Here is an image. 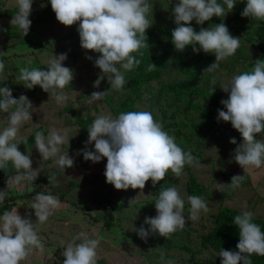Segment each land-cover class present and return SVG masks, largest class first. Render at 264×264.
<instances>
[{
  "label": "rangeland",
  "instance_id": "rangeland-1",
  "mask_svg": "<svg viewBox=\"0 0 264 264\" xmlns=\"http://www.w3.org/2000/svg\"><path fill=\"white\" fill-rule=\"evenodd\" d=\"M36 1L39 3L32 5L29 16L32 23L26 36H23L17 25L10 23L16 13L11 18L0 16V60L5 64L4 71L0 73V87H9L16 99L21 94L26 95L33 104L32 120L22 124L16 142L20 143L18 149L23 154L30 155L32 168L38 173L36 180L54 174L60 168L56 164L57 157L42 160L35 143H23L31 133L42 131L47 138L52 130L67 129L70 145L61 146L62 152L68 150L74 163L79 161V154L83 155V151L78 152L76 147H71L77 144L80 127L75 123L74 115L67 111L69 107L84 118L91 117L93 123L102 114L118 117L121 106L125 102H132L135 111L151 112L163 129L175 137V142L184 151L191 150L200 163L199 166L185 165L184 174L179 178L169 169L164 180L153 186L150 179L143 190L131 187L117 190L114 185L107 183L104 175L106 157L99 162L90 161L84 166L54 175L51 182L36 181L39 183L38 190L57 197L61 207L47 222L36 224L43 251L34 249L20 264H63L62 260L54 261L56 254L60 253L65 258L64 246L82 231L89 238L100 240L96 249L97 264H166L169 259L175 260L176 264H195L190 259V253L184 250L185 246L196 250L194 259L199 264H221L222 257L209 246L201 248L199 239L212 229L211 223L218 211L221 208L251 211L253 217L264 220V165L243 169L236 163L234 151L243 143L242 134L232 127L230 121L217 119L218 109L226 111L221 100L229 96V93L223 91V85L234 75L254 70L257 59L264 60V32L257 29L259 23L250 24L242 16L236 20L229 19L231 12L225 17L213 16L212 19L225 23L230 33L240 38V47L234 55L221 61L214 73L203 72L215 62V54L210 53L209 63L197 68L194 73L196 80L192 81L187 73L189 69L185 68L187 63L179 60L180 55L190 49V45L181 52L175 49L171 40L172 30L177 26L172 8L179 0H148L153 8V13L148 14L153 24L146 30L149 48L140 50L143 56L134 53L140 57L141 64L125 72L127 83L122 90H115L110 88L106 76L99 87L94 86L102 74L94 64L100 54L81 47L78 32L80 22L65 26L56 16L41 18L44 1ZM237 2L245 7L247 0ZM14 7H18L17 0H0V11ZM219 23L205 21L199 25L193 20L191 26L198 32L201 27H215ZM61 53H67V59L62 63L73 70L74 76L62 90L69 97L63 106L58 105L39 85L28 89L18 79L21 68L46 70L49 59ZM87 56L93 59L89 60ZM152 62L157 68L149 72L146 69ZM213 76L215 84L211 83ZM106 90L108 94L103 99L92 101V92ZM215 101H218V105H215ZM7 115L0 113V132L8 126ZM199 128L200 134H197ZM233 137L236 144L230 143ZM256 138L264 140V132L256 134ZM85 142L81 150L95 151L94 141L87 145ZM189 172L195 175L205 189L201 197L210 208L207 213L201 211L196 221L188 219L190 204L187 201L186 180ZM17 174L11 162L6 169H0V190H6L7 179ZM234 175L244 176L240 187L235 190L228 185ZM173 186L178 188L185 200L186 225L183 230L164 237L158 231L152 232L150 225L144 221L145 217L157 214L155 199L158 192ZM216 188H222L223 191ZM7 190L10 202L7 211L17 209L22 217L31 214V220L36 223L38 218L35 210L30 207L37 188L33 189L22 182L11 185ZM12 196L16 198L10 199ZM103 201L108 202L105 210L96 206ZM141 226L149 231L146 242L138 235ZM163 244H171V247L166 248Z\"/></svg>",
  "mask_w": 264,
  "mask_h": 264
},
{
  "label": "clouds",
  "instance_id": "clouds-1",
  "mask_svg": "<svg viewBox=\"0 0 264 264\" xmlns=\"http://www.w3.org/2000/svg\"><path fill=\"white\" fill-rule=\"evenodd\" d=\"M236 3L237 0H223L227 6L225 11L218 0H179L172 8L174 23L177 25L171 33L175 49L183 52L186 46L191 45L194 53L203 50L204 53L215 54V62L203 72L214 73L221 61L234 55L240 47V38L233 36L223 22L215 24V27H201L198 32L191 26V22L195 20L197 24L203 25L213 16L225 17ZM32 4L33 0H17L18 11L10 21L11 25L19 27L23 36L28 34L32 23L29 19ZM50 4L56 19L63 25L71 26L79 21L81 47L100 54L94 64L102 74L94 86L99 87L106 76L111 89L122 90L127 83L125 72L133 70L142 62L133 53L143 56L140 50L149 48L146 30L153 24L148 19L153 8L148 0H50ZM241 16L264 20V0H247ZM86 58L93 59L92 56ZM66 59L67 53H61L49 59L46 70L21 68L18 79L28 89L39 85L58 105L63 106L69 97L62 90L74 78L73 70L63 66L62 62ZM4 68L5 64L0 60V73ZM156 68L152 62L146 70L151 72ZM211 83H216L215 76ZM222 89L229 96L221 100L226 111L218 109L217 119L230 121L243 137V143L234 151V160L243 169L249 166L260 168L264 165V140H258L256 134L264 132V60L257 59L254 70L234 75ZM107 94L108 90L94 91L90 97L92 101H98ZM32 111L33 104L26 95L21 94L16 99L9 87H0V113L8 114V126L0 132V169H6L11 162L18 173L7 179V189L22 182L31 184L38 176L32 168L30 155L23 154L18 149L20 143L16 142L22 124L32 120ZM88 133L85 143L87 145L94 141L95 151L80 150L83 151L84 159L95 163L106 157V182L114 185L117 190H127L129 187L143 190L150 179L153 186L164 180L169 169L179 178L184 174L185 165L199 166L200 163L191 150L184 151L175 142V137L169 135L149 111L121 112L116 118L111 114L99 115L88 128ZM230 143L236 144L237 141L233 137ZM63 145H70L67 129L52 130L47 138L42 131L35 133V147L42 160L57 157L56 164L65 171V168L74 166V159L69 156L68 150L62 152ZM53 179V176H49V182ZM243 179L244 176L234 175L228 185L235 190L240 187ZM7 189L0 190V205L9 195ZM216 189L223 191L222 188ZM187 201L190 204L189 220L196 221L201 211H210L201 196L189 195ZM60 207L61 202L57 197L38 192L30 207L35 210L38 218L36 223L31 220V214L22 217L17 209L4 211L0 216V264H20L34 249L43 251L36 224L47 222ZM155 208L157 214L145 217L144 221L150 225L152 232L158 231L161 236L169 237L184 229L185 200L177 187L159 191ZM253 215L251 211H244L234 217V224L239 229L236 245L239 251L222 249L219 253L221 264H239L240 261L252 264V254L264 256V232L253 222ZM138 235L146 242L149 231L141 226ZM99 244L98 238H89L83 231L78 233L64 246L63 264H97L96 249ZM166 264H176V261L169 259Z\"/></svg>",
  "mask_w": 264,
  "mask_h": 264
},
{
  "label": "trees",
  "instance_id": "trees-1",
  "mask_svg": "<svg viewBox=\"0 0 264 264\" xmlns=\"http://www.w3.org/2000/svg\"><path fill=\"white\" fill-rule=\"evenodd\" d=\"M44 1V6H43V11L41 14V18H46V17H55V13L51 8V4H50V0H43ZM218 2H220L225 9H227V6L223 4V0H218ZM39 3V1L33 0V4L35 5ZM240 2H237L234 6V9L232 11H230L231 15L229 16V19L232 20H236V19H240L241 17V12L243 11V9L245 7L240 6L239 5ZM18 11V7H14V8H10V9H4L2 11H0V16H6L8 18H11L15 13H17ZM40 18V19H41ZM245 19V18H243ZM246 19H248L250 24H254V23H259V27L257 28L258 30H260L261 32H264V20H258V19H251L250 17H246ZM40 21V20H39ZM212 23H219L220 20L215 19V18H211V20H209ZM197 47H199V45H197ZM167 48V47H166ZM170 49V48H168ZM133 55L135 56V54L133 53ZM137 58L139 59L140 57L137 56ZM180 61H184L187 63V66L185 67L186 69H189V71L187 72L190 75V79L192 81H195V76L194 73L197 70V68L199 66H203L205 64H208L210 61V53H204L203 50H201L198 54L194 53L192 50V46L190 45V49H188V51H185V54L180 55L179 58ZM89 96V94H88ZM106 100H108L107 98H105ZM215 105H218V101H215ZM67 111L71 112V114L74 115L75 117V123L78 124V126L80 127L79 132H78V141L77 144H72L71 147H76L78 149V152H80V150L83 147V144L85 142V139L87 137L88 133V128L91 126L92 124V119L91 117H83L81 116L79 113H77L72 107L66 108ZM121 111L119 112V114L121 112H129V111H135L134 107H133V103L132 102H125L122 106H121ZM197 134H200V128L198 130H196ZM26 143H35V133H31L27 138H26ZM77 145V146H76ZM79 161L77 160V162L74 163L73 167H80V166H84L86 164H88V162H90L91 160H85L84 159V155H78ZM102 159H105L102 158ZM65 168V171L73 168ZM64 171H62L61 169L57 170L54 174H49V176H54V175H58L60 173H63ZM49 176H42L40 178V180H35L34 182H32L31 184L27 183L28 186H32V188H37V190H35V193H43L46 194V192L38 190V182L36 181H41V183H46L49 182ZM186 191L188 196L189 195H198L201 196L202 193H205V189L200 185V183L198 182V180L196 179L195 175L192 174L191 172L188 173L187 176V180H186ZM55 195L60 196L59 193H53ZM16 198V196H12V198L10 199H14ZM9 198L5 199V202L0 205V214L2 215L4 213V211L8 210V205L10 204V202L8 201ZM14 203V202H13ZM108 202L103 201L101 204H98L96 206L101 207L102 209L104 208V210L106 209L105 207L107 206ZM106 212V211H105ZM243 212L242 211H238L235 209H230V208H221L218 213L213 217L211 226L212 229L207 232L204 233L200 236V247L201 248H205V247H211L214 251H216L218 254L220 253V251L222 249L225 250H230V251H239L236 248V245L239 241V229L238 226L234 224V217L236 215H241ZM253 222L258 224L261 227V231L264 232V220L261 218H256L253 217ZM166 248H170L171 244H163ZM184 250L186 252L190 253V259L193 263L195 264H199V262L197 260L194 259V252L196 250H194L193 248L189 247V246H185ZM56 258H54L55 260H64L65 258L61 257L60 253H57ZM250 259L252 261V264H264V256H259L256 254H252L250 256ZM211 261V260H210ZM210 263V262H208ZM240 264H243V261L239 262Z\"/></svg>",
  "mask_w": 264,
  "mask_h": 264
}]
</instances>
